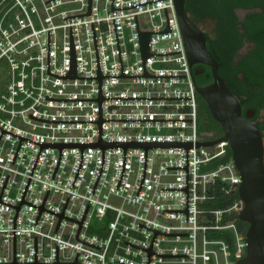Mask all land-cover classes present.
Masks as SVG:
<instances>
[{
    "label": "built area",
    "instance_id": "obj_1",
    "mask_svg": "<svg viewBox=\"0 0 264 264\" xmlns=\"http://www.w3.org/2000/svg\"><path fill=\"white\" fill-rule=\"evenodd\" d=\"M148 0H114L121 7ZM112 0H0V126L36 141H98V122H57L46 119H98V100H58L45 98L98 97V78H60L70 66V25L72 26L78 76L97 75V57L91 21L94 23L101 71L122 72L114 21L125 74L144 72L135 14L140 30H163L167 9L171 31L151 32L152 54L145 68L151 74L186 76H103V96H191V98H103L104 118H192V120H103L104 140H212V132H199L198 91L194 82L174 0H156L112 10ZM50 29V71L48 73V30ZM0 127V194L13 205L21 202L41 144L23 139L13 162L20 137L2 132ZM227 141L188 148L189 220L185 212V147H148L145 176V147H42L24 199L82 219V225L68 217L22 202L17 208L0 202V262L14 260V219L16 216V262H34L35 236L38 260L83 264H148V248L153 229L188 234L157 233L152 245L160 253L150 254V264H236L246 254V232L237 219L243 207L239 195L225 208L212 202L219 191L239 194L240 172L227 153ZM217 162V163H216ZM78 237L90 243L79 240ZM232 230L228 241L214 234ZM233 241V242H232ZM10 264V263H0ZM33 264V263H26Z\"/></svg>",
    "mask_w": 264,
    "mask_h": 264
},
{
    "label": "water",
    "instance_id": "obj_2",
    "mask_svg": "<svg viewBox=\"0 0 264 264\" xmlns=\"http://www.w3.org/2000/svg\"><path fill=\"white\" fill-rule=\"evenodd\" d=\"M47 1L49 0H45V2ZM152 1H156V0H148V1H143L139 3L121 6V7H115L114 0H112L111 8L112 10L121 9V8L131 7V6H135V5H139L143 3L152 2ZM91 2L92 0H88V11L87 12L67 15V16H64L63 18L92 13ZM174 2H175L177 14H178L179 22H180V27H181L193 79H194L193 67L195 64L206 63L211 67L212 75H213V80L211 83H208L206 85H199L197 82H195V79H194V82L196 84L198 93L206 100L214 118L220 123L222 127V131H223L221 136L215 139H212V140H202V141H198V140H104L102 138V121L103 120H192V118H104L102 116V99L103 98H191V96H103L102 95V77L103 76H186V74H151L145 68V61L149 55L169 54V53L180 51V49L170 51V52H151L150 51V33L151 32L171 31V26H170L166 7H164V9H165L166 17H167V26L163 30H140L138 26L137 14H135L136 26H137V32H138V38H139V44H140V50H141V55H142L143 68H144V72L142 74H125L124 73L115 18H113V21H114V27H115V33H116V39H117V45H118V51H119L121 69H122V72L120 74H103L102 73L93 21H91V24H92V30H93V36H94V42H95L96 57H97V75L96 76H78L77 75V58H76V50H75V44H74V38H73V32H72L71 25H70L69 72L66 74H61V75H56L55 73L51 72L50 71V29L48 30V73L56 75L60 78H98V97L57 98V97H52L46 94L45 98L58 99V100H98V119H46V118L37 117L33 115L32 113H29V116L37 118V119H41V120L57 121V122L96 121L98 122V130H99L98 141H36L31 138L8 131L0 126L2 128L1 134L4 132H9V133L15 134L20 137V141H19L16 153L14 156L13 162L15 160V157L17 155V152L19 150V147L23 139H29L31 141L41 144L40 151L42 147H58L60 149V156H59L53 177L55 176L57 167L59 165V162L62 156L63 147H80L81 148V162L79 164L74 181L72 183L73 185L76 180L77 174L79 172L81 163L83 161V149L85 147H102L103 157H102L101 169L99 171V174L96 179L92 192H94V189L96 187L97 181L99 179V176L103 168L105 147L121 146L124 148L123 169H122V173H121L120 179L117 184V188L119 186V183H120V180L123 174V170H124L126 149L128 147H135V146L145 147L144 172H143V177H142L137 195L139 193L140 187L142 185V182L145 176L148 147H185L186 148V165L185 166H168L167 168H185L186 169V180H187L186 187H165V188H162V190H186V193H187L186 209H164V210H167L170 212H185L187 214V220H189L188 148L191 146H196V145L210 146V145H214L221 141H227L228 145L231 147V150H232V160L234 161L241 175V183L239 185V195L243 201V207L241 211L239 212L238 217L239 219L248 222V228L246 230V243H247L246 254L242 256L241 258H239L236 261V264H264V140H263L262 131L256 123L248 120L243 115L242 104L239 98L236 96L235 92L230 88L225 78L220 74L219 72L220 63L207 46L206 32L202 30L191 19V17L189 16L186 10V7H185L186 0H174ZM200 71H202V69L196 70V72H200ZM40 151H39V154H40ZM39 154L37 156V159L39 157ZM37 159H36V162H37ZM36 162H35V165H36ZM34 167H33V170H34ZM33 170H32V173H33ZM31 175H30V178H31ZM8 176L6 178V181L8 179ZM30 178H29V181H30ZM6 181H5V184H6ZM28 183H27V186H28ZM5 184L3 186L2 192L4 190ZM27 186H26V189H27ZM25 191H24V194H25ZM48 191L49 189L47 190L44 200L40 205H37V204H34L32 202L25 200L24 194H23L20 204L13 205L5 200H2L1 198L2 192L0 194V202H5L7 204L15 206L17 208V213H18L19 207L22 202H26L34 206H37L39 208V213L36 218L35 224L37 223L42 210H48L55 214H58L59 221H58L55 231H57V228L59 226V223L62 217H68L72 220L79 222L80 227H81L89 204L86 207V210L84 212L82 219L77 220L75 218H72L64 214V209L66 207L69 197H67L64 207L62 211L60 212H56L54 210L46 208L44 206V202L47 197ZM17 213H16V216H17ZM16 216L14 219V260L11 262H0V263L83 264V263L77 262L79 253H77L75 261L73 262L60 261L59 255H58V245H56V261L55 262L39 261L38 260L37 236H35V260L34 262H16ZM139 224L154 230L155 235L152 239L150 246L148 248H145L137 244H134L132 242L126 241V240L125 242L148 250V264H150V254L151 253H157L162 256L189 255V254H177V253H160L152 249V245H153V242L155 240L157 233L188 234V232L166 233V232L157 230L155 228L149 227L147 225H144L142 223H139ZM80 227L78 229L76 237L79 240L90 243L78 237ZM90 244L95 245L93 243H90ZM95 246L100 247L98 245H95ZM119 262L123 264H127L121 261Z\"/></svg>",
    "mask_w": 264,
    "mask_h": 264
},
{
    "label": "trees",
    "instance_id": "obj_3",
    "mask_svg": "<svg viewBox=\"0 0 264 264\" xmlns=\"http://www.w3.org/2000/svg\"><path fill=\"white\" fill-rule=\"evenodd\" d=\"M185 7L193 21L194 14H197L201 19L210 17L220 22L224 34L220 43L215 37L214 30L207 34V46L220 63V74L225 78L233 91H236L238 88L239 93H250V100L253 95L255 99L254 103L257 101V98L262 100V90L264 89V10L249 13L242 20L236 16L234 10L238 7L264 9V0H186ZM245 39L253 41L256 44L255 49L241 60H236L235 58L243 47ZM203 67L204 73L201 76L196 75V66L193 68L194 79L200 85L213 80L211 67L207 65H203ZM240 73H244L246 78H240ZM254 83H259L260 89L252 93L249 90V85ZM198 101L199 132H212L216 136H221L223 131L220 123L214 118L206 100L199 93ZM261 104L263 105L264 102ZM259 106H257L258 109L260 108ZM231 157L232 150L227 145L226 155L217 162L229 160ZM238 197V193L230 194L225 191H219L216 194V198L210 203L214 207L225 208L230 206L234 199ZM237 223L240 229L246 232L248 222L238 218ZM214 235L225 238L228 241L234 238L232 230H219Z\"/></svg>",
    "mask_w": 264,
    "mask_h": 264
},
{
    "label": "flooded vegetation",
    "instance_id": "obj_4",
    "mask_svg": "<svg viewBox=\"0 0 264 264\" xmlns=\"http://www.w3.org/2000/svg\"><path fill=\"white\" fill-rule=\"evenodd\" d=\"M264 9L261 8H242V7H238L235 8V14L237 17H239L240 20L244 19L249 13H253L255 11H262ZM240 12H242V16L240 15ZM205 20L211 21L213 22V27L212 30H214V34L215 37L217 39V41L220 43L224 34L222 31V27L220 25V22L217 19H212L210 17H205L204 19H201L199 17V15L194 14V21L195 23L206 32V34H208L209 32L206 31L202 26L201 23ZM219 22V24H218ZM208 39V37H207ZM256 44L253 41H248L245 39V43L243 45V47L239 50L238 55L236 56V60H241L243 57H245L246 55L250 54V52H252L255 49ZM221 50H223V48H221ZM202 64V65H199ZM203 65H207L206 63H197L194 66H196L197 70L198 69H202V71L200 72H196V75L201 76L204 73V67ZM210 67V66H209ZM194 68V67H193ZM239 77L242 79H245L246 76L244 73H240ZM196 82V81H195ZM212 81H208L206 84L211 83ZM204 84V85H206ZM200 85V84H199ZM260 84L259 83H254V84H250L249 85V90L252 93L257 92L260 88H259ZM241 87V86H240ZM236 96L239 98L241 104H242V112L243 115L250 121L256 123L261 131H262V135H263V140H264V104L262 105L261 103L264 102V89L262 90L263 93V99L260 100L257 98V101L254 103V97L253 95L251 96L252 99L250 100V96L247 93H239L238 88L236 89V91L234 90ZM258 105H260L259 109H258ZM258 110V111H257ZM222 128V127H221Z\"/></svg>",
    "mask_w": 264,
    "mask_h": 264
},
{
    "label": "rangeland",
    "instance_id": "obj_5",
    "mask_svg": "<svg viewBox=\"0 0 264 264\" xmlns=\"http://www.w3.org/2000/svg\"><path fill=\"white\" fill-rule=\"evenodd\" d=\"M240 15L242 16V12H240ZM201 26L206 30L208 31L209 33L212 32V27H213V22L211 21H208V20H205L201 23Z\"/></svg>",
    "mask_w": 264,
    "mask_h": 264
}]
</instances>
